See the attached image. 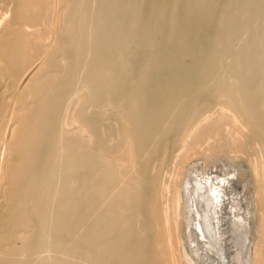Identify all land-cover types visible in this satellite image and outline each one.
<instances>
[{
    "label": "bare ground",
    "instance_id": "1",
    "mask_svg": "<svg viewBox=\"0 0 264 264\" xmlns=\"http://www.w3.org/2000/svg\"><path fill=\"white\" fill-rule=\"evenodd\" d=\"M205 135L247 158L264 264V0H0V264H181Z\"/></svg>",
    "mask_w": 264,
    "mask_h": 264
},
{
    "label": "rangeland",
    "instance_id": "2",
    "mask_svg": "<svg viewBox=\"0 0 264 264\" xmlns=\"http://www.w3.org/2000/svg\"><path fill=\"white\" fill-rule=\"evenodd\" d=\"M221 143V139L212 135L200 136L192 149L196 155L191 158L195 161L191 177L203 185L218 190L216 193L218 192L217 196L219 194V201L215 212L209 217L197 215L194 212L196 194L187 199L186 203L182 192L173 198V203L177 207L173 209L177 211L173 212V215L176 214L173 216V220L176 219L173 225L176 224L174 230L169 233V238L176 247L179 245L185 251L183 253L181 250V253L178 250L179 254L176 256L178 259L181 258L179 261L180 259L175 257L178 263L245 264L243 255L247 246L252 247L253 243L259 242L260 233L257 231L259 197L253 172L244 154L233 155L234 153L229 150L224 154H212L213 145ZM206 156L210 158L207 159ZM241 219L250 225V236L247 238L243 236L244 229L237 224ZM178 220L177 228H180L177 229ZM176 234L181 238H176Z\"/></svg>",
    "mask_w": 264,
    "mask_h": 264
}]
</instances>
